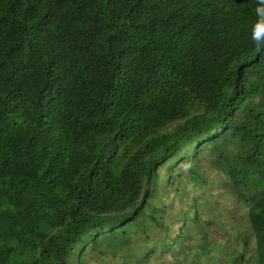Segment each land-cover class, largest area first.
<instances>
[{
    "label": "trees",
    "instance_id": "trees-1",
    "mask_svg": "<svg viewBox=\"0 0 264 264\" xmlns=\"http://www.w3.org/2000/svg\"><path fill=\"white\" fill-rule=\"evenodd\" d=\"M254 9L0 0V264H152L161 202L188 238L161 264H264Z\"/></svg>",
    "mask_w": 264,
    "mask_h": 264
},
{
    "label": "rangeland",
    "instance_id": "rangeland-1",
    "mask_svg": "<svg viewBox=\"0 0 264 264\" xmlns=\"http://www.w3.org/2000/svg\"><path fill=\"white\" fill-rule=\"evenodd\" d=\"M171 192H172V195H174V194H176L174 192H178V191L176 189H173ZM172 198H174L173 200L176 199V201H177V198H175V196ZM160 201H161V199H160ZM163 205H165V203H163V202L158 204V206L161 207V210L159 208H157V209L154 208V210H156V212H157V213H155L156 217H157L156 222L158 223V222H161V220H162L161 228L157 229L155 231L154 235L149 237L148 241L146 239L143 242H140L139 244H137L134 241V244H136L138 246L140 253L141 252L143 253L144 250H145V252H150V254L146 258V261H145L146 263H148V261L150 260V262L152 264H161L162 259L165 260L163 258V255L160 256V254H159L162 250L166 253V255H168V253L171 252V249L175 250L177 248V245H179L181 241L184 242V241L188 240V238H186L184 241L182 240L185 235H183L181 239L176 238L177 233H179V232H182L183 234L186 233V231H184L185 228H183V230L181 229V227H182V225L180 224L181 223L180 222L181 221V215H179V211H181V210L179 208V203L176 202L172 206V207L177 206L176 208H173L172 210H171V208H169L170 210H168V211L170 213H167V212L163 213V210H164V208L162 207ZM180 205L182 207L184 206L183 203H181V202H180ZM168 206H169V204H168ZM161 216H162V218H160ZM169 219H172V227L173 228L171 229V231H169L167 226L165 227V224L167 223V221ZM137 226H140V225L138 224ZM188 226L192 227V225H190L189 223H188ZM190 230H194V229H190ZM136 245L134 246V245L129 244V246H130L129 248L132 249L131 250L132 254H134L137 251ZM181 245L183 246V244H180V246ZM126 247H128V246H126ZM124 258H125V260H123L122 258L120 261L116 260L117 262L115 264H135L134 262H132V259L134 258V256H133V258H131V255L125 254ZM129 259H131V260H129ZM165 262L171 263L172 262L171 257L167 256ZM197 264H199V263H197Z\"/></svg>",
    "mask_w": 264,
    "mask_h": 264
},
{
    "label": "clouds",
    "instance_id": "clouds-1",
    "mask_svg": "<svg viewBox=\"0 0 264 264\" xmlns=\"http://www.w3.org/2000/svg\"><path fill=\"white\" fill-rule=\"evenodd\" d=\"M255 20L250 25V39L255 51L264 52V0H255Z\"/></svg>",
    "mask_w": 264,
    "mask_h": 264
}]
</instances>
